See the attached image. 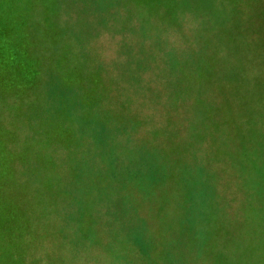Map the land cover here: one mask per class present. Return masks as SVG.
Returning a JSON list of instances; mask_svg holds the SVG:
<instances>
[{"label":"rangeland","instance_id":"374dc122","mask_svg":"<svg viewBox=\"0 0 264 264\" xmlns=\"http://www.w3.org/2000/svg\"><path fill=\"white\" fill-rule=\"evenodd\" d=\"M0 264H264V0H0Z\"/></svg>","mask_w":264,"mask_h":264}]
</instances>
